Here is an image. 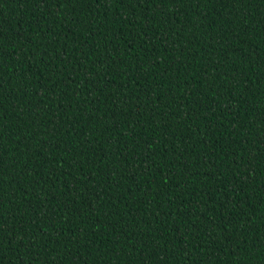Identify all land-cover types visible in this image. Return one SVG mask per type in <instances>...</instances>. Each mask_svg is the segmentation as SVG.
Segmentation results:
<instances>
[{
    "label": "trees",
    "instance_id": "trees-1",
    "mask_svg": "<svg viewBox=\"0 0 264 264\" xmlns=\"http://www.w3.org/2000/svg\"><path fill=\"white\" fill-rule=\"evenodd\" d=\"M0 264H264V0H0Z\"/></svg>",
    "mask_w": 264,
    "mask_h": 264
}]
</instances>
